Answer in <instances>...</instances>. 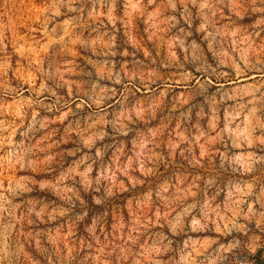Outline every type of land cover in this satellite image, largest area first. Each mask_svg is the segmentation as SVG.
<instances>
[{"label": "clouds", "instance_id": "9594fccd", "mask_svg": "<svg viewBox=\"0 0 264 264\" xmlns=\"http://www.w3.org/2000/svg\"><path fill=\"white\" fill-rule=\"evenodd\" d=\"M14 6L0 10V174L20 175L0 180V264H264L249 248L264 216V0H40L24 40ZM134 22L161 52L148 64ZM160 73L199 79L169 100ZM40 165L55 181L26 179ZM153 178L126 213L118 197Z\"/></svg>", "mask_w": 264, "mask_h": 264}, {"label": "rangeland", "instance_id": "374dc122", "mask_svg": "<svg viewBox=\"0 0 264 264\" xmlns=\"http://www.w3.org/2000/svg\"><path fill=\"white\" fill-rule=\"evenodd\" d=\"M3 0H0V10H2ZM40 6V0H15V6L12 8L10 13V19L13 21V26L16 29L15 35L19 37L20 39L24 40L29 37V33L34 31L36 28V25L34 23L36 19V12L37 9ZM132 38L134 42L137 44V47L140 51V56L138 59H142L144 61V64H148L150 62V57H144L143 53L146 51L150 54L151 57H159L161 55V52L159 49L157 51H153L152 42L148 41L146 36L143 34L142 26L138 23L133 24V30H132ZM105 39H107L105 37ZM125 40L127 38L125 37ZM129 48H131L130 45H128ZM40 55H46V53L41 52ZM70 55L73 61L76 63L80 62L81 59V50L77 47H72L70 49ZM256 62L260 64H264V52L260 56L256 58ZM122 63H128L129 68H131V64L128 60L122 61ZM146 70V69H145ZM27 74L26 71V65L23 61L19 59L13 60V71L10 73L11 82L13 86H15L20 79H23L24 76ZM254 75V74H251ZM160 77L163 81H166L167 84H160L159 85V91L161 92H167L169 100L172 99V96L174 93L179 92H186L187 90L195 87L196 80L199 79V76L195 77V79L188 80V81H180V80H173L172 76L166 73H160ZM3 80V77H0V81ZM221 83H228V81H221ZM130 89L121 88L119 92V96L125 95L127 91ZM156 87L154 86L152 89H140L137 91V96L141 97L142 99L146 95L148 91H156ZM22 91L26 96L30 95L27 88H23ZM119 96L117 99H119ZM9 102H11V98H5ZM72 107H75V104L72 105ZM109 108L111 105L108 106ZM166 111V109H165ZM56 127V126H54ZM62 127V126H61ZM157 127L161 129V136H165L166 132L164 131L166 124L162 120ZM173 127H175V122H173ZM63 133L62 132H54L52 139L59 140L61 139ZM75 143V140H70L68 144H62L61 147L64 149H70L73 144ZM162 145L159 144L158 141V148L157 151H159V148ZM217 147H220L217 145ZM198 154V149H197ZM58 165L62 163V158L58 157L57 160ZM168 170H162L161 175L165 174ZM204 172L209 171H218L217 169H214L212 164H206V167L201 170ZM20 175V170L18 168H14L12 170H4L3 174H0V180H3L5 183L9 180L16 179ZM26 179L32 181L35 184H38L41 179H47L51 181H55L56 176L53 175V173L47 169L44 165H40L36 169H33L32 172L26 176ZM158 178H153L149 181H146L144 183L143 188H137L134 191L124 192L121 196L118 197L121 201H123L126 204V209L124 211L128 214H132L135 206V200L134 198L138 195H140L143 191H146L149 187H152L154 183H156ZM259 180L261 182H264V171L261 172L259 175ZM127 183V182H125ZM113 218L116 216H119L121 214V209L114 208V210L110 213ZM144 215H150L151 209L145 208L143 211ZM255 224H258L261 226L260 230H255L250 234V240L252 243L249 245V248L252 250V252H255L256 248L264 247V216H257L254 220ZM76 225L72 223H68L65 225V231H68L71 228H75ZM112 228H115L116 225L112 224ZM73 247H75V244H72Z\"/></svg>", "mask_w": 264, "mask_h": 264}]
</instances>
